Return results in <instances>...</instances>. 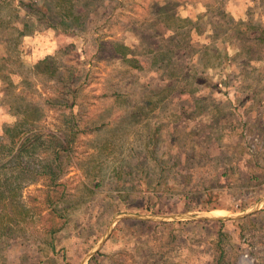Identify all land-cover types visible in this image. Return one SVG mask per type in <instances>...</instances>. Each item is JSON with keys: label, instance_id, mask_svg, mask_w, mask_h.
<instances>
[{"label": "rangeland", "instance_id": "rangeland-1", "mask_svg": "<svg viewBox=\"0 0 264 264\" xmlns=\"http://www.w3.org/2000/svg\"><path fill=\"white\" fill-rule=\"evenodd\" d=\"M77 1L76 32L1 11L0 128L27 107L14 147L41 141L6 170L0 264H81L117 214L183 212L114 220L85 264H264V0Z\"/></svg>", "mask_w": 264, "mask_h": 264}, {"label": "trees", "instance_id": "trees-1", "mask_svg": "<svg viewBox=\"0 0 264 264\" xmlns=\"http://www.w3.org/2000/svg\"><path fill=\"white\" fill-rule=\"evenodd\" d=\"M13 1L14 0H0V23L4 22L1 11L5 9L7 15H9V20L6 21V23L14 21V27L11 29L17 32L18 36L35 30V26H33L34 22L29 19H22V17H26V14L35 17V21L38 22L36 24L38 27H51L62 31L76 32L78 31L76 29L85 25V21L81 17V11L75 10L77 4L74 0H16L18 2L16 6ZM80 1L81 0L77 1V3ZM17 7L23 8L26 14L20 17L21 14L18 13L19 10L16 9ZM259 37L260 36H258V38ZM7 59L8 58L2 59L0 68L6 66L5 62ZM40 64L41 62H38L35 67H39ZM9 72L10 71H8V73ZM15 109V116L17 119L13 124H6L0 128V174L4 175L2 178L0 177V203L2 205H4L2 202L3 199H6L7 203L8 201L10 202V198L13 201L15 193L20 186L18 182L12 183L8 181L6 176L13 174H7L6 170H15L13 173L16 180H18L21 175H27L32 172V169L28 168V164L23 165L21 162L14 163V159H18L22 154L30 155L32 152H35V150H37V144H40L41 141L40 134H29L23 138L16 148L14 147L16 138L21 133L30 131L37 120L36 113L29 110L27 107L22 108L18 105ZM73 133H70V137L68 135L64 139L65 141L57 137L51 138L50 150L53 158L45 165V168L48 169L49 172L53 173L52 167L55 165L53 162H58L59 155L69 150L68 145L72 141L71 135ZM9 155L11 156L7 158ZM53 179L54 178H52L51 181H53ZM25 181L29 180L26 179Z\"/></svg>", "mask_w": 264, "mask_h": 264}, {"label": "water", "instance_id": "water-1", "mask_svg": "<svg viewBox=\"0 0 264 264\" xmlns=\"http://www.w3.org/2000/svg\"><path fill=\"white\" fill-rule=\"evenodd\" d=\"M264 202V199L261 200V202L257 203V205H259L260 203H263ZM256 205V206H257ZM254 209H250V210H245L241 213H238V214H235L233 216H215V215H207V214H198V216L201 218V219H209V220H226L228 218H239V217H245L247 215H249L250 213L253 212ZM124 217H135V218H140V219H150V220H153V221H156V220H159V221H166V220H178L180 219L181 217H194L193 213L192 212H183L179 215H172V216H157V215H141V214H133V213H119L115 216V219H121V218H124ZM113 220V221H114ZM113 221L109 224L104 236H103V239L98 242V244L96 245V247L94 248V250L90 251L85 257L84 259L82 260V263L81 264H85L88 259L95 253L96 250H98L101 245L103 244V242L105 241V239L108 237V235L110 234L111 232V229H112V223Z\"/></svg>", "mask_w": 264, "mask_h": 264}]
</instances>
